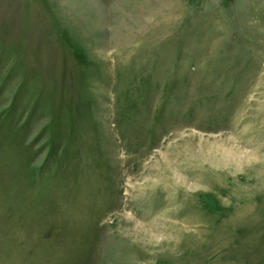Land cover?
I'll return each instance as SVG.
<instances>
[{"label": "rangeland", "instance_id": "obj_1", "mask_svg": "<svg viewBox=\"0 0 264 264\" xmlns=\"http://www.w3.org/2000/svg\"><path fill=\"white\" fill-rule=\"evenodd\" d=\"M0 264H264V0H0Z\"/></svg>", "mask_w": 264, "mask_h": 264}, {"label": "bare ground", "instance_id": "obj_2", "mask_svg": "<svg viewBox=\"0 0 264 264\" xmlns=\"http://www.w3.org/2000/svg\"><path fill=\"white\" fill-rule=\"evenodd\" d=\"M72 9H73V11L77 14V13H80V6L79 5H71V6H68L67 8H66V10H68L69 12L70 11H72ZM93 10V9H92ZM94 11V10H93ZM73 13V12H72ZM96 13V12H95ZM78 16H80V17H82V19L84 20V21H86V23L87 24H90V22H91V20L88 18H86L85 17V15L84 14H79Z\"/></svg>", "mask_w": 264, "mask_h": 264}]
</instances>
